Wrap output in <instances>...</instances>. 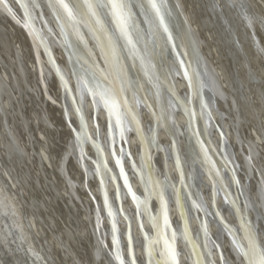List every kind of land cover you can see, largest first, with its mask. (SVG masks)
Here are the masks:
<instances>
[{"label": "bare ground", "instance_id": "1", "mask_svg": "<svg viewBox=\"0 0 264 264\" xmlns=\"http://www.w3.org/2000/svg\"><path fill=\"white\" fill-rule=\"evenodd\" d=\"M21 1L29 8L31 18L38 20L43 26V21L47 19L43 16L42 20L37 10L36 0ZM175 1L191 28L198 46L203 51L206 62L218 78L219 90L217 89L215 93L220 100L219 110L214 113V118L222 121L226 139L236 147V156L240 158V162H243L247 168L250 167L251 161L254 163L258 171L257 175L251 168L247 171L254 187L256 184L264 185V23L254 9L256 2L260 1L264 4V0ZM40 2L46 6L45 14L54 21L53 24L59 33V24L62 21L56 20V13L51 7L50 0H40ZM128 2L133 13L140 20L138 22L140 27L136 26L133 30L135 50L124 46L121 48L120 56L129 54L130 60H134L131 53L138 54L142 50L140 49L142 42L140 41L139 45L137 43L138 37L142 36L147 40L159 63L165 62L170 55L171 44L156 17L145 12L142 2L146 3V0H128ZM5 3L11 8V12L5 8ZM159 3L161 11L168 18L165 23L169 31L178 39L177 42L173 40L174 38L171 41L177 47L181 40L183 41L180 27L171 16L165 1L159 0ZM18 9L22 12L18 3H13L12 0H0V239L4 244L8 242L6 246H9L11 242L15 243L16 240L21 241L20 249L17 248V250L22 253L29 251L38 261L36 264H106L94 260L98 253L96 247L98 242L92 239V213L95 207L86 192L82 179L83 173L74 155L71 130L64 120L61 85L46 64L26 21L23 23L19 19ZM101 9L99 14L104 26L108 27L109 33L115 35L118 30L114 20L105 9ZM169 19L174 22V26ZM44 29L46 33L49 32L46 27ZM82 31L92 47L93 55L92 51L87 50L86 45L77 40L74 35L68 38L67 43L60 37L64 51L56 45L54 40H51V46L60 66L74 86L71 74L73 69L79 70L82 66H91L95 63L93 58L95 56L102 63L99 69L104 70L109 83L113 82V76L108 72L110 66L105 62L104 54L97 46L96 40L87 29ZM120 43L123 45V41ZM24 66H28L27 70ZM128 81L135 97H140L141 91L134 85L135 82L131 76H128ZM100 83L107 87L103 79ZM185 89V83L178 81L177 90L182 92ZM146 94L150 99L152 98L150 88H147ZM84 102L89 132L95 137L98 130L90 119L94 108L88 98ZM70 117L78 125L74 112H70ZM176 117L178 124L184 128L186 125L184 115L179 114ZM142 118L146 130L150 132L153 125L151 115L143 110ZM106 119L105 111L99 110L98 126L105 144ZM130 135L128 148L136 163L139 164V141L132 132ZM213 139L218 146L220 138L216 133ZM158 140L160 145L169 147V139L162 129L158 134ZM181 149L185 155L189 152L186 141H181ZM87 153L91 156L95 155L91 146L87 147ZM118 153L120 148L116 147V154ZM107 160L111 167H116L109 152H107ZM154 162L166 179L163 155L158 153ZM125 168L129 172L134 190L140 191L143 186L133 173L129 162L125 163ZM169 168L170 176L176 179L177 173L172 163ZM246 176L240 172L239 177L242 182L247 180ZM204 181L210 184L207 177ZM89 182L88 186L94 198L101 200L96 179L91 176ZM2 185L9 191L21 192L24 214L13 203L10 192L7 189L3 191ZM205 189L203 187V192ZM107 190L113 197L115 186L111 181L108 183ZM252 196L258 203L261 200L260 205L264 210V194L261 195L256 189ZM202 198L209 208L210 195L204 194ZM124 204L125 210L133 215V233L135 238L139 239L133 214L136 207L128 198L125 199ZM225 215L232 220L229 213ZM251 216H253L252 213ZM7 220L14 228L15 226L18 228L19 234L16 237L9 233L5 235L2 231V223L4 224ZM171 221L179 230L180 217L174 206L171 211ZM37 222L36 240H42L39 249L33 247L34 242L28 232L31 223L34 226ZM102 222L109 228L108 220L104 218ZM126 226V221L120 217L118 230L125 231ZM144 226L150 227L147 221H144ZM192 228L193 232H198L196 220L192 221ZM210 232L214 234L217 230L211 226ZM259 240L261 244H264V234H259ZM224 246L226 262L236 264L237 259V264H244L236 255L232 256L228 241L224 240ZM177 247L180 251L179 264H192L181 240L178 241ZM124 254L127 255L126 249ZM137 254L140 264H143L145 256L142 250L138 249ZM5 255L8 259L7 264L25 262L21 253H18L17 258L7 253ZM214 256L219 264L217 254L214 253Z\"/></svg>", "mask_w": 264, "mask_h": 264}, {"label": "water", "instance_id": "2", "mask_svg": "<svg viewBox=\"0 0 264 264\" xmlns=\"http://www.w3.org/2000/svg\"><path fill=\"white\" fill-rule=\"evenodd\" d=\"M13 3H18L22 12L18 9V17L21 22L31 25L29 29L33 38L38 44L39 51L43 55L46 64L52 70L53 76L57 78L61 85V103L64 110V120L69 125L72 135V146L74 147V155L78 160V167L81 168L83 176V182L85 184L86 192L89 194L92 203L94 204L95 210L93 214L92 223V239L97 240V255L94 260L97 262H105L106 264H120L117 259V248L114 243V237L119 244V252L123 258V264H140L139 257L137 256V250L141 249L145 256V264H154L152 258L148 255V239L154 234L155 226L153 221L144 211L143 201L147 199L150 205V211L152 213L162 212L161 202L157 195L154 194L152 186L144 184V177L146 172L144 170L146 154L149 155L150 159V170L161 181L157 168L155 165V157L158 153H161L164 157L163 166L166 173V182L161 183V190L163 192L164 199L166 201L167 215L170 221L168 230L172 238L173 230L175 232V249L177 257L180 255L177 243L181 240L184 245L190 262L194 264L191 258V250L185 239V229H188L190 235L202 244V251L204 253L207 264H218L215 260L214 253L219 258V264H232L226 262L225 258V246L224 240L230 244V253L237 256L244 264V258L242 256L241 249L238 247V242L235 237L232 236L230 229H234L240 235V242L247 245L248 240L245 238L244 230L247 226L246 222H250L254 239L260 243L259 234H264V210L260 202H256L253 199L252 193L254 190H259L260 194H264V185H255L252 183V179L247 175L249 168L254 170L257 175L258 171L255 169L254 163H250V167L240 162V158L236 156L237 149L226 139L225 132L222 126V121H217L214 118V113L218 112L219 98L216 96L215 91L219 90V83L217 76L212 72L211 66L206 62L203 51L198 46V42L192 33L186 19L184 18L182 11L175 0H164L166 6L169 8L171 16L175 19L177 26L180 27L179 31L183 37L180 45L173 48V44L170 42L171 47L169 50V57L163 63V70L167 78V87L163 89L161 83L162 78L157 73L153 72L155 66L152 60H149L152 66V75L149 79L151 83V95L154 103L150 102L145 92H140V97H135V104L133 105L131 96L132 93L125 92V96L130 99V107L133 111L124 114L121 122L118 124L114 121L113 116H109L108 109L105 107L104 100L97 95L93 100L91 93L88 91L84 84H81L79 91L76 90L75 76L72 74L74 80V86L70 82L69 76L65 70L60 66L57 60L53 48L51 46V40L56 42L62 51L63 47L60 43V36L57 33L56 26L53 24L54 21L45 14L47 8L43 2L36 0L37 10H39L40 16L46 17L47 21H43V26L31 18L29 21L25 14V8L23 7V1L12 0ZM159 3V0H158ZM256 15H258L264 23V4L256 2L254 6ZM133 9H131L132 11ZM29 11V8H28ZM30 12V11H29ZM134 23L137 27H140L138 17L133 13ZM17 15V13H15ZM20 22L19 20H17ZM20 22V23H21ZM49 31L46 33L44 28ZM140 29V28H139ZM167 35V33H166ZM51 38V39H50ZM174 38V39H173ZM172 39L177 42L178 39L172 36ZM147 44V42H146ZM86 49L92 51L87 42ZM177 53H181L180 59L186 62L185 66L189 67L190 74L193 76V83H195V73L191 70L195 69L199 72L200 79L204 82V89L201 96L195 94L194 87L189 86L187 79L183 75V69L180 67ZM186 53V55H183ZM95 64L100 68L101 61L98 57L93 56ZM190 62V64L188 63ZM202 66V67H201ZM28 67V66H27ZM24 66V69L27 70ZM71 70V67H70ZM61 74L66 78L67 83L72 86V92L78 97L79 104L74 103L72 94L65 91L64 82L61 80ZM119 78L116 82L118 86ZM184 82L186 89L182 92L177 90V82ZM93 105V112L90 115V119L94 122L97 128V135L91 136L88 127V117L86 116V107L84 100L87 99ZM202 104H206L207 108L201 115ZM77 107L81 110L77 111ZM163 109V114H162ZM185 109L187 111H185ZM99 110H104L106 113V144L103 142L101 133L99 131L98 120ZM147 111L153 120L151 129L146 130L143 123L142 111ZM74 112L75 117L78 120V125L73 122L70 117V112ZM121 112H124L121 107ZM189 112L193 113L191 120ZM183 114L186 118V125L182 128L177 121V115ZM162 115V116H161ZM164 117V118H162ZM166 118V119H165ZM127 120V121H126ZM121 127L124 130V139H121L120 131ZM163 130L169 139V147L162 146L159 144L158 134L160 130ZM237 129V128H236ZM134 134L139 141L140 149L138 151V161L136 163L134 156L131 154L128 148V141L130 133ZM216 133L220 140L218 146L213 139V135ZM197 135L198 138L195 136ZM82 141V143H81ZM181 141H186L189 147V152L185 155L181 149ZM192 142V143H191ZM206 147L208 158L205 159L204 152L201 150V144ZM193 144V146H192ZM91 146L95 151V155L91 156L87 153V147ZM116 147L120 148V153L116 154ZM192 147V148H191ZM107 152H109L115 161L116 167L114 170L111 168L107 160ZM196 152L199 153V158L196 156ZM177 154L179 155V165L177 163ZM190 156L194 158V161L190 160ZM201 156V157H200ZM197 157V158H196ZM117 159L122 161L123 171L128 177V181L131 185L132 191L139 197L140 203L138 205L136 200L132 199V196L128 190V186L124 183V176L121 174V167L117 164ZM209 160L211 162H209ZM129 162L133 173L138 177L139 181L143 186V194L134 190L132 180L129 172L126 171L125 163ZM173 164L176 173L177 181L174 182L169 172V165ZM138 165V166H137ZM181 170L183 171V178L188 186L189 196L183 195L179 197V193L176 190V185L181 180ZM240 172H243L247 177L245 182L240 180ZM234 173V177H233ZM94 177L98 183L100 190V198H94L91 190L89 189L88 183L90 178ZM1 177V176H0ZM207 177L210 180V184H206L204 178ZM1 179V178H0ZM111 181L115 186V192L113 197L109 195L108 183ZM238 181V184H237ZM203 187L205 191L203 192ZM3 191L7 188L2 185ZM8 190V189H7ZM9 191V190H8ZM13 198V203L17 205L20 211L24 214L25 210L21 204L23 195L19 191H9ZM151 192V196H149ZM210 195V207L207 208L203 201V195ZM107 197V203L105 202ZM128 198L132 201L136 207L134 218L139 232V239L135 238L133 233V215L125 210V199ZM102 202V203H101ZM101 204V206H99ZM78 205V204H77ZM199 205V209L196 207ZM175 207L180 217V229L179 232L171 221L172 207ZM109 207L111 208L112 215H109ZM80 210V208L78 206ZM229 213L232 220H229L225 214ZM251 213L253 216H251ZM163 214V213H162ZM122 217L126 221L125 231L118 230L119 218ZM104 218L110 222L109 228L104 226ZM196 220L198 223L199 231L193 232L192 221ZM144 221H147L150 225V229H146ZM207 223V229L209 231V237L205 244L203 238V226L204 222ZM113 222H115V231L113 230ZM26 223V222H25ZM211 226H214L217 230L216 233L210 232ZM38 229V222L31 223L30 228L28 227L29 237L34 242V248L39 249L42 240H36V233ZM2 231L5 235L7 233L11 236H15L19 233L18 228L13 227L10 221L2 223ZM94 237V238H93ZM11 237H9L10 239ZM34 238V239H33ZM44 242V241H43ZM6 243V242H5ZM8 243V242H7ZM3 243L0 239V264H7L6 253L17 258L18 253L22 254L25 259L23 264H36L38 261L29 251L22 253L18 251L20 249L21 241L16 240L15 243H10L9 246ZM262 243V242H261ZM53 246V245H52ZM18 248V250H17ZM126 249L127 255L124 254ZM2 251V252H1ZM18 252V253H17ZM128 257V260H127ZM19 259V258H18ZM17 260V259H15ZM16 262V261H15ZM238 260L236 259V264ZM234 264V263H233Z\"/></svg>", "mask_w": 264, "mask_h": 264}, {"label": "snow or ice", "instance_id": "3", "mask_svg": "<svg viewBox=\"0 0 264 264\" xmlns=\"http://www.w3.org/2000/svg\"><path fill=\"white\" fill-rule=\"evenodd\" d=\"M51 7L56 13V20L61 22L60 35L61 39L67 43V40L70 36H75L77 40L87 45V40L85 39V33L82 29H87L91 33L92 37L96 40L97 46L100 47L101 52L104 54V60L109 64L110 68H115L117 71L118 78L120 80V85L117 87L115 82L109 83L108 76L104 75V70L99 69L98 66L93 63L91 66H82L81 69H73V75L75 76L76 84L75 88L77 91L80 90L81 84H84L88 91L91 93L93 100L97 95H99L105 102V107L108 109L109 116L115 115L117 123L121 122V117L123 114H127L133 111V108L129 106V99L124 95L127 91L128 85L125 83V77L121 75L122 67L120 66V51L121 48L127 46L130 50H135L136 45L133 41V30L136 25L134 23V17L131 11L130 4L128 0H50ZM5 8L11 12V8L5 3ZM142 6L146 13L153 14L159 21L160 26H162L163 31L167 33V39L172 41V34L168 29L167 24L165 23V16L161 11V4L158 3V0H146V3L142 2ZM25 8V14L28 17L29 21L31 20V14L28 11L27 5H23ZM105 9L107 13L111 15V18L114 20L117 33L115 35L109 33L104 26L99 9ZM31 27V25H28ZM123 41V45H121ZM176 45L173 44V48ZM181 53H177V59L180 67L183 69V75L187 79L189 86L194 87L195 94L201 96L203 89L205 87L204 82L200 79L199 72H196L195 69L191 70L195 73V83H193V76L190 74L189 67H186V62L180 59ZM183 55H186L184 53ZM190 64V62H188ZM202 67V66H201ZM61 80L64 82L65 91L69 94H72V99L74 103L79 104L80 101L78 97L72 92V86L67 83L66 78L61 74ZM104 80L107 87L103 86L100 81ZM133 105L135 104V95L134 93L131 96ZM121 107H123L124 112H121ZM207 108L206 104H202L201 115L203 111ZM81 109L77 107V111ZM185 111H187L185 109ZM163 114V109H162ZM189 117L193 113L189 112ZM166 119V118H165ZM121 139H124V130L121 127L120 131ZM82 143V141H81ZM201 150L204 152L205 159L208 158V153L203 143L201 142ZM117 164L121 167V174L124 176V183L128 186V190L132 196L133 200H136L138 205L140 203L139 197L136 193L132 191L131 185L128 181L127 175L123 171L122 161L117 159ZM209 162H211L209 160ZM177 163L179 165V155L177 154ZM181 175L183 176V171L181 170ZM234 177V173H233ZM238 184V181H237ZM158 199L161 202V211L163 213V224L165 228L170 225V221L167 215L166 201L163 196V192L157 191L156 193ZM151 196V192H149ZM105 202L107 203V197H105ZM145 207H147V199L143 201ZM199 209V205H196ZM109 215H112L111 208L109 207ZM247 226L244 230L245 238L248 240L247 245L240 242V235L234 230L230 229L232 236L235 237L238 242V247L241 249L242 256L244 258L245 264H264V244L259 243L254 239L250 222H246ZM115 222H113V230L115 231ZM187 230V229H186ZM203 238L205 244L209 237V231L207 229V223L204 222L202 229ZM166 235V234H165ZM114 243L117 248V259L120 261V264H123V258L119 252V244L116 238L114 237ZM172 239H175V232L173 230ZM164 251L163 254L167 258L165 264H179V260L176 254L175 248L172 246V243L166 237L163 241ZM148 255H152V244L149 243Z\"/></svg>", "mask_w": 264, "mask_h": 264}, {"label": "rangeland", "instance_id": "4", "mask_svg": "<svg viewBox=\"0 0 264 264\" xmlns=\"http://www.w3.org/2000/svg\"><path fill=\"white\" fill-rule=\"evenodd\" d=\"M101 10L102 9H100V11ZM162 13L164 14V12H162ZM164 15H165V20L166 19L168 20V18L166 17V14H164ZM157 21H158V19H157ZM169 21L172 22V24L174 26V22L171 19H169ZM105 22H106V20H105ZM158 23H159V21H158ZM106 29L108 31V27H106ZM162 30H163V28H162ZM140 41L142 42V45L140 46V49H142V50L140 51V53H138V54L135 53V52L131 53L134 56V60L135 61L134 60H130V58L128 57L129 54H126L124 56H122V54H121V56L119 57L120 66L122 67L121 75H123L125 77V83L128 85L127 93H132L133 94L132 89L130 88V83L128 81V76H131L133 78V80L135 82L134 85L141 92L147 93V88H150L151 91H152L151 83L149 81V79H150V77L152 75V66H151V64L149 62V59L152 60L153 63L155 64V65H153V66H155L153 68V72L157 73L158 76H160V79L162 78V80H161L162 81V83H161L162 87H166L167 86L166 74L164 73V70L162 69L163 68L162 66H163L164 62L159 63V60L157 59L155 53H153V51L150 48V46H149L147 40L145 39V37L139 36L138 37V41H137L138 45H139ZM146 42H147V44H146ZM89 46H90V48L92 50V47H91L90 44H89ZM92 55H93V50H92ZM127 58L129 59V61H128ZM101 65H102V63H101ZM108 70H109L108 72L113 76V81L115 82V85L117 87H119L117 82H116V80L118 78L116 69L115 68H110V69L108 68ZM118 83H120V80H118ZM104 84H105V82H104ZM124 95H125V93H124ZM153 99L149 98L150 102L154 103L155 100L153 101ZM129 105H130V101H129ZM114 117H115V115H113V118ZM122 117H123V115H122ZM122 117H121V119H122ZM162 118H164V117H162ZM114 120L117 121L116 117L114 118ZM181 121H182V124H183V118L181 119ZM195 136L198 138L197 135H195ZM200 144H201V142H200ZM192 146H193V144H192ZM196 156L199 158V153L198 152H196ZM190 160L194 161V158L192 156H190ZM144 163H145L144 170H145L146 176H147V177H144V184H148V186L149 185L152 186L154 194H156L157 191H161V187H162L161 183H165L166 182L165 176L160 172L159 168L156 167L158 175H159V177H160L162 182L156 178V176L150 170L151 169L150 168V159H149V155H147V154H146ZM111 168L114 170L113 167H111ZM177 179H178V177L176 179H173V181L176 182ZM176 190L179 193V197L183 196V195H186V196L190 195L189 192H188V186H187L186 182L184 181L183 176L181 177L180 182L176 185ZM138 192L143 194V188L140 191H138ZM142 205H143L145 213L147 214V216L150 217V219L153 221V224L155 226L154 234L148 239V247H149V243L150 242L152 244V255H151L152 261L154 262V264H165V260L167 258L163 254V251H164L163 241L167 237L169 239V241L172 243V246L175 248L174 239L171 238L170 232L168 230V227L165 228V226L163 224V214H162V212H157V213L154 214V213H152L150 211V205L148 203H147V207H145L144 204H142ZM146 229H150L151 230L150 227H146ZM176 230L179 232L178 229H176ZM185 239H186V241L188 243V246H189V248L191 250V258H192L194 264H207V262L205 260V257H204V253L202 251V244L199 241L197 243V241L192 238V236L190 235L188 229L187 230L185 229ZM143 264H145V262Z\"/></svg>", "mask_w": 264, "mask_h": 264}]
</instances>
